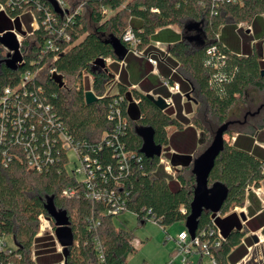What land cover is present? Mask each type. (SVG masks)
<instances>
[{
    "label": "trees",
    "instance_id": "1",
    "mask_svg": "<svg viewBox=\"0 0 264 264\" xmlns=\"http://www.w3.org/2000/svg\"><path fill=\"white\" fill-rule=\"evenodd\" d=\"M11 1L2 13L11 22L19 21L18 30L24 24L31 31V38H25L21 45L23 61L15 69L0 58V93L5 86L18 87L24 73L41 67L42 76L27 81L25 94L23 89H17L19 98L26 103L48 104L73 144L101 143L92 155L104 169L111 165L113 171L116 144L106 145L101 137L104 132L110 135L113 124L107 117L108 107L119 97L118 106L125 121L119 142L133 156L129 158L128 172H122L118 180L128 192L123 211L132 212L138 222L151 220L165 228L184 221L195 184L192 161L209 145L217 127L232 121L224 134L235 133V138L231 144L224 141L208 175V186L216 183L220 187V202H214L199 216L195 235L204 246L196 247L197 259L188 264H203L204 256L212 257L215 264L240 261L247 253V234L262 227L264 235L262 204L250 189L264 183V148L260 146L264 144V101L245 110L241 117L230 111L240 105L241 111L246 109L250 89L264 91V51L260 54L256 49V45L264 47V0H80L84 10H78L64 25L67 39L57 35L65 14L59 8L57 11L54 0H31L29 6L38 22L34 30L29 25L30 13H24L28 4L24 0ZM36 3L40 9H36ZM45 11L56 18L49 29L42 23ZM239 23H246L250 32L242 34ZM172 25L182 30L192 26L181 36ZM126 27L140 37L141 47L151 40L167 42L172 64L182 80L188 82L190 99L196 105L191 117L158 109L148 93L135 88L129 89L131 95L127 94V87L106 93V84L113 75L105 68L104 58L115 56V40L124 44L121 35ZM4 30L7 29L0 26V32ZM194 31L196 34L191 35ZM49 38L54 49L43 47ZM212 46L215 51L208 53ZM83 71L91 76V90L98 97L89 104L84 101L82 85L73 84L81 80ZM151 80L147 77L144 84ZM138 127H150L154 142L163 150L174 148L175 153L163 154L172 173L164 170L159 162L161 156H146L141 151L143 142ZM63 143L56 138L52 163L40 172L28 168L26 161L13 153L10 162L0 161V236L10 235L12 239L11 248L0 249V264L52 263L49 256L56 253L53 238L35 236L37 215H47L44 204L50 196L55 208L66 212L73 235L67 255L59 257L57 253L59 264H127L126 259L134 250L131 231L115 226L114 215L106 212L103 202H91L82 195H61L64 186L81 182L65 168L67 153ZM6 150L9 152L8 143L0 140V160ZM20 150L18 147L16 151ZM105 174L108 175L106 170ZM108 183H112L111 178ZM245 201L249 219L242 223L231 210L244 206ZM97 220L99 224L93 230L90 225ZM216 229L222 237L213 244ZM95 235L98 241H94Z\"/></svg>",
    "mask_w": 264,
    "mask_h": 264
},
{
    "label": "built area",
    "instance_id": "2",
    "mask_svg": "<svg viewBox=\"0 0 264 264\" xmlns=\"http://www.w3.org/2000/svg\"><path fill=\"white\" fill-rule=\"evenodd\" d=\"M24 1L26 4H28V6L24 9V13H30L32 20L30 21L29 25L30 28L34 30V28L38 27V22L33 10L29 6V4H31V0ZM54 1L60 11L65 14L64 23L59 28V31H57V35H63V38L67 39L68 36L63 34L64 25L72 20L73 15L79 9H73L71 11L69 9L70 7L66 6L62 0ZM37 3L36 9H40V5ZM11 4V0H4V3L0 0V12H5V5L10 6ZM68 9L70 11H68ZM33 22L34 24L32 25ZM52 22H56L55 16L50 12L45 11L44 19L42 21L44 27L49 29ZM21 28H24V30L31 34V31L26 29L22 23L20 25V29ZM12 29L9 30L12 31ZM19 30L17 31L19 32ZM2 32H0V34ZM17 40L19 42L20 51L22 39L19 40L17 38ZM121 40L133 55L144 56L146 60L152 65V67H156L157 59L152 57L149 53L145 54L142 52V47L140 46L141 39L133 32L131 27H126L121 35ZM52 44L53 41L49 38L46 39L43 47L45 49H54V45L52 46ZM154 44L159 45L161 43L159 41H155ZM214 51V46L207 50L208 53H212ZM22 59L17 63L20 64L23 61ZM40 70H42L41 67L24 73L23 79L21 80L18 87L5 86L1 89L0 140L5 139L9 148V152L8 150L2 152L0 160L1 163L6 164L7 162H10L12 159L11 154L13 153L17 156V158H20L21 160L24 159L26 161L27 167L30 169H34L38 172L44 168L47 169V167L52 163L51 150L55 144L56 138L59 137L61 140H63V146L66 148L67 163L69 162L68 153L70 150L74 151L79 161V165H76L75 169L69 171L67 167L65 168L68 172L72 173L76 179L81 181L77 185L70 184L64 186L61 190V195L64 197H77L82 195L85 199L91 202H103L106 205V212L109 214L116 215L122 212L124 200L128 192L118 180V176H120L122 172H128L130 165L129 158L133 155L124 150L123 144L119 142V135L125 125L124 118L122 117L120 108L118 106V100L120 98H114V100L109 104L107 117L111 120L113 125L110 128V135L107 136L104 134V132L101 137L104 141V144L106 145L116 144L115 157L117 162L113 171L111 165H107L104 169L103 166H101V164L97 161V158L92 155L96 150L101 148V143L97 145H90L86 143L84 145L73 144L67 132L64 131L62 123L54 116L48 104H41L40 102L35 101H32V103H26L22 98H19L17 89H23V93L25 94L27 89V81L33 79L34 77H40L38 76V71ZM50 71L53 72L54 69H51ZM88 76L91 79V76ZM162 82L171 92L179 91V84L177 82L171 83L167 78H163ZM79 84L80 83H78V85ZM165 101L168 103V105L172 104L171 100L169 99H166ZM33 103H35V105ZM9 124L10 126H8ZM18 147H21L19 152L16 151ZM159 162L164 165V170L170 173V166L164 163L165 161H163V157H160ZM105 170L107 171L108 175L105 174ZM78 173H81L82 176H78ZM97 174H99V177H97ZM109 178L112 179V183H108ZM251 189L255 194H257V191H260V187H251ZM255 189L257 191H255ZM37 219L38 231L35 236L39 237L42 235H48L46 234L47 231L50 234L49 236L53 238V241L58 243L54 234V225L51 223L53 220L47 218V215L44 213H39L37 215ZM98 224V220L92 221L90 227L95 230ZM210 233H212V231H210ZM5 236L6 235L3 234L0 236V238ZM220 237H222L221 233L219 229H216V235L214 236L212 243L218 244ZM95 240L98 241L96 235L94 236V241ZM174 240L175 248L170 254L169 259L164 264H188L190 262V255L196 254V247L201 245L204 246L201 244L199 238L196 235L193 239H191L186 228L181 229L177 233ZM61 247L62 246H60V248ZM96 247L100 251L99 243H96ZM7 248L11 247H9L6 242L0 241V249ZM32 254L34 255L33 251ZM204 254H206L205 251ZM99 259L100 261L102 260L101 252L99 254ZM208 259L209 264H215V260L212 257H208Z\"/></svg>",
    "mask_w": 264,
    "mask_h": 264
},
{
    "label": "rangeland",
    "instance_id": "3",
    "mask_svg": "<svg viewBox=\"0 0 264 264\" xmlns=\"http://www.w3.org/2000/svg\"><path fill=\"white\" fill-rule=\"evenodd\" d=\"M62 1L64 2V4L66 6H69L70 9L72 8V9H79V10L83 9L84 10V8H82L83 5L80 2V0H62ZM9 18L10 17L8 15L0 12V26H2L4 29L15 28L18 30L19 21L11 22V21H9ZM88 23L90 25V22H88ZM33 24H34V22L32 23V25ZM238 25H240V28L242 29V34H244V35L248 34L247 28L249 26L246 23H239ZM171 28L174 31L178 32L181 36L186 35L184 30H182V27L172 25ZM15 29H12V31L16 34V36L19 40L22 39L21 44H23V42L25 41V38H28V39L31 38L30 33L28 31L24 30V28H21L19 30V32ZM190 33H191V35L196 34L195 31L190 32ZM227 34H228L227 31L224 29V35L226 36ZM224 41L228 42V39L224 38ZM154 45H155V47L159 46L160 48H164V45H161V44L160 45L154 44ZM0 51L2 53V56L0 57L1 59H4L7 56V54L9 53V51L7 49H5L3 47V45H1V44H0ZM20 55L22 57L21 47H20ZM42 74H43L42 70L38 71V76H42ZM82 78H83V80H82ZM87 78H89L88 74L83 71L82 75L80 77V79L82 81L81 80L80 81H74L73 82L74 86L78 85V83H80V84L82 83L81 85L84 88V90H87V85L89 83V80H86ZM84 80H85V82H84ZM84 84H85V86H84ZM68 85H70L69 81H68ZM114 88H116V86H115V84L112 85V81L107 82L106 89L113 90ZM190 95H191L190 97H192V93H190ZM248 100H249L250 104L252 103L254 105L251 104V106H249L250 104H248L246 109L243 108L242 111H241V107H242L241 105L236 106L230 111V113L233 116L241 117L245 110L255 108L257 106V104L264 101V91L258 93L254 89H250ZM195 108H196V106H195ZM192 113L188 116V118L191 117ZM170 130H172V129L170 128ZM234 137H235V133L233 134V136H230L227 133L223 135L224 140L230 144L232 143ZM255 144L259 145L260 143L256 142ZM161 153H162V151H161ZM68 156H69V162L67 163L66 167L69 171H71V170L75 169L76 165H79V161H78V158L75 155L73 150L69 151ZM163 161H164V159H163ZM172 172H173V170L171 168V173ZM78 176H82V174L78 173ZM253 188H256V187H253ZM250 189H251V187H250ZM251 191H253V190L251 189ZM255 191H257V190L255 189ZM255 195L260 200L261 204L264 205V185H263V187L260 186V191H257V194H255ZM247 204H248V202L245 201L244 206H242V207L237 206L234 209H232L231 212L237 213L238 216H239L240 212H243L244 214H246V211L243 210V207H245ZM113 222H114L116 227L128 229L131 231V234H132L131 243L134 247V250L132 251L131 254L128 255V257L126 259L127 264H164L169 259L170 254L173 252V250L175 248V240L174 239H175L177 233L181 229L185 228L184 221L175 222L171 225L166 226L165 228H162L156 222H153L151 220H145L144 222H138L135 215L130 211H122V212L114 215L113 216ZM253 233L255 235V239H257L256 240L257 242L261 241V239L264 237L261 233H255V232H253ZM253 233H250V234H253ZM46 234L50 235L47 231H46ZM0 241L6 242V244L9 247H12L10 235H6L5 237L0 238ZM53 244H54L53 247H54L56 253L50 254L49 260L52 262L51 264H59V261H57V260L59 259L60 256L63 257V253L61 250L62 247L60 248V245L57 242L53 241ZM250 252H251V249H249L248 254L245 257H243L240 261H238L236 264H248V263H246V261L249 258ZM57 253H59L60 255ZM58 255H59V257H58ZM31 256L34 257L33 254H31ZM189 258H190V261H195L197 259V254H191ZM203 263L204 264L206 263L205 259H203ZM60 264H63V261H61ZM252 264H264V258H261V259L258 258L257 260L252 261Z\"/></svg>",
    "mask_w": 264,
    "mask_h": 264
},
{
    "label": "water",
    "instance_id": "4",
    "mask_svg": "<svg viewBox=\"0 0 264 264\" xmlns=\"http://www.w3.org/2000/svg\"><path fill=\"white\" fill-rule=\"evenodd\" d=\"M56 9L58 11V7H56ZM191 26L192 25H189L188 28H185L184 32L188 33V31L191 30ZM0 44L9 51L7 56L3 59L5 65L15 69L18 65L17 62H19L22 57L19 51V42L14 32L9 29L3 31L0 34ZM113 49L115 53L122 52V54H125L126 52V49L118 40L113 42ZM119 58L122 59L123 57L120 55ZM261 73H263V70ZM83 95L86 104L94 102L98 98L91 89L85 90ZM147 96L160 110H164L168 105L165 99L160 95L153 96L151 94H147ZM260 107L261 105L257 107L256 111H258ZM230 123H232V121H225L218 126L209 145L192 161L191 171L194 175L195 184L192 199L189 203V212L184 219V226L191 239L195 237V232L198 226V218L202 211L204 209L211 208L214 202H218V204L220 202V187L216 183L209 187L208 175L213 167L215 158L223 149L225 141L223 135ZM137 132L141 136L143 142L141 151L146 156H160L161 145L154 142L153 130L150 127H138ZM225 192L226 191L224 190L221 197H223ZM44 208L47 213V218L53 220L54 234L59 245L62 246V253L65 257L67 255L68 248L73 242V235L68 216L64 210H58L55 208L52 196L46 200ZM239 216L242 220L246 219V215L243 212H240ZM252 238L255 239L254 234H252Z\"/></svg>",
    "mask_w": 264,
    "mask_h": 264
},
{
    "label": "crops",
    "instance_id": "5",
    "mask_svg": "<svg viewBox=\"0 0 264 264\" xmlns=\"http://www.w3.org/2000/svg\"><path fill=\"white\" fill-rule=\"evenodd\" d=\"M247 32H250L249 27L247 28ZM153 41L155 42V40H151L149 44L143 46L142 52L145 54L149 53L152 57L157 59L155 68L152 67V65L146 60L144 56L133 55L124 44L122 45L126 49L125 54H122V52H116V53L114 52L115 54L114 57L104 58L105 68L108 69V72L113 75V78L110 81H112V85L115 84L116 86V88H114L113 90L106 89V93L110 95L119 92L120 87H124V88L127 87L128 95H131L129 92V89L131 88H135L137 90L151 94L153 96L160 95L165 100L166 99L171 100L172 104L167 105L165 109L170 110L172 115H176L180 113L182 117L188 118V116L195 110V106H196L194 101L190 99L189 84L188 82H184L182 80V76L177 72L175 66H173L171 57L168 54L166 48L167 42L159 40L161 45H164L165 48L164 49V48H160L159 46L155 47ZM256 49L257 52L259 51L258 53L260 54L261 52L264 51V47H262V44H260V46L256 45ZM120 55L123 57L122 59L119 58ZM147 77H152V80L151 82L147 81L144 84ZM163 77L167 78L171 83L177 82L179 84V91L171 92L163 84L162 82ZM86 80H89L87 89H91V79L87 78ZM182 81L184 83H182ZM196 135H199V131H196ZM253 143H256V141H254ZM197 146H199V144ZM197 146L193 150V152L190 153V156L193 155L194 151L197 149ZM260 146L264 148V144H260ZM161 148L163 149V147ZM162 149H161L162 153L160 154V156L163 157L165 163L168 164L169 166L168 159L163 154L165 152L175 153L176 151L174 150V148H170V147L168 150H162ZM170 172H171V167H170ZM263 185L264 183L261 185V187H263ZM262 209L264 211V205H262ZM243 210L246 211V206L243 207ZM248 219L249 217L246 216V219L245 220L241 219V222L244 223ZM261 228L262 227H259L254 231H250V233L255 232L262 234ZM250 233L247 234L248 238L245 240V242H247L248 244L246 255L248 254V250L251 249L249 258L246 261V263L248 264H252V261L257 260L258 258L260 259L264 258V241H263L264 237L261 239V241L257 242L256 241L257 239L252 238V234ZM204 259L206 260L205 264H208L209 259L207 257H204Z\"/></svg>",
    "mask_w": 264,
    "mask_h": 264
}]
</instances>
